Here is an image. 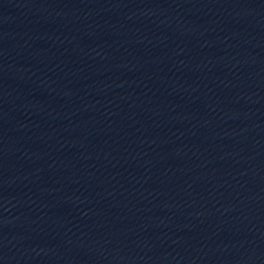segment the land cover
<instances>
[{"label":"water","instance_id":"95a60500","mask_svg":"<svg viewBox=\"0 0 264 264\" xmlns=\"http://www.w3.org/2000/svg\"><path fill=\"white\" fill-rule=\"evenodd\" d=\"M0 48L264 163V0H0Z\"/></svg>","mask_w":264,"mask_h":264}]
</instances>
